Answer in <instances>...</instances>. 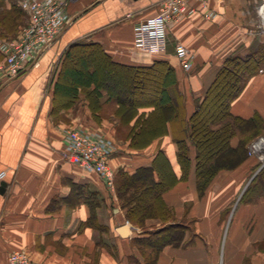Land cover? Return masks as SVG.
Listing matches in <instances>:
<instances>
[{
    "label": "crops",
    "instance_id": "crops-1",
    "mask_svg": "<svg viewBox=\"0 0 264 264\" xmlns=\"http://www.w3.org/2000/svg\"><path fill=\"white\" fill-rule=\"evenodd\" d=\"M160 2L74 0L70 23L18 77L0 87V174L5 173L0 187L7 185L0 194V264H8L15 252L27 254L36 264H144L134 241L147 238L162 222L148 220L145 231L129 222L117 194V177L152 166L162 152L180 180L177 141L191 147L192 164L187 178L163 200L184 231L161 250L156 264H264V186L256 182L260 163L248 155L238 168L219 172L201 194L190 143V118L227 59L246 57L264 44L257 12L260 0L212 1L207 12L169 26L164 53L138 51L134 27L157 15ZM27 19L18 0H0L1 39H17ZM178 43L193 57L190 71L175 57ZM77 45L100 47L116 76H132L125 82L132 83L139 72L157 63L164 65L162 84L172 115L164 122L167 132L150 137L142 147L128 145L117 152L110 161L113 190L97 174L68 161L63 130L82 127L120 140L124 129H134L143 123L142 117L150 119L161 98L150 103L153 97L137 96L140 102L124 103L117 96L121 91L106 85L99 93L93 85L78 88L74 96L62 95L57 84H71L67 69H83L79 50H74L72 60L65 59ZM76 63L81 69L74 68ZM128 110L133 114L124 120ZM231 113L264 119V69L232 103ZM81 205L87 206L86 220L81 218ZM170 225L174 223L165 227Z\"/></svg>",
    "mask_w": 264,
    "mask_h": 264
},
{
    "label": "trees",
    "instance_id": "trees-1",
    "mask_svg": "<svg viewBox=\"0 0 264 264\" xmlns=\"http://www.w3.org/2000/svg\"><path fill=\"white\" fill-rule=\"evenodd\" d=\"M90 48H94V50L92 51ZM75 49L79 50L80 55L84 54L82 56L84 58L83 69L80 71L67 69V78L71 84L67 86L57 84V91L64 96H74L77 94L78 88H91L95 85V92L99 93L104 84L101 83L99 71L94 67L93 70L89 69L87 58L91 57L92 53H96L103 61L105 69L112 70L113 65L104 58L106 55L100 50V47L92 45H77L67 52L66 60H70L73 55L75 58L77 55ZM162 66H164L163 63H157L153 67L139 72L136 79L133 78V82H136L137 78L146 81L149 80L150 76L160 72V91H164L159 97L161 101L156 102L150 119L147 120L142 117L139 121L142 120L143 123H136V127L130 129V134H133L135 141L134 147L144 146L150 137L153 136L154 138L166 133L168 123L164 122L167 118H172L168 110L170 101L167 99V92L164 90L166 86L162 84V77L164 76ZM262 69H264V44L259 45L246 57L233 56L228 58L209 88L205 99L190 118V143L195 151L197 185L201 194L205 193L219 172L238 168L248 157L249 145L264 132V119L260 116L255 115L250 119H243L231 113L232 103L242 94L251 78ZM125 74L130 76L129 73ZM231 79L234 80V84L228 87L230 92L224 100L223 113L219 115L216 121L208 120L205 117L209 112L207 109L212 107V99L223 93L225 81ZM129 82L131 83L130 79ZM137 96L146 97L148 95L143 93ZM137 96L135 99H129L130 103L140 102L137 100ZM150 101V103L155 102L154 98H151ZM213 105H215L214 102ZM132 112L128 110L122 115L124 120L131 117ZM206 137H211L212 140L216 141V144H221L220 151L214 157L208 154V147L206 149V146L211 140H206ZM177 144L179 148L178 161L182 168L180 180L162 152L158 154L152 166L139 168L133 174L121 172L117 177V194L122 208L126 211V219L143 231L148 228L147 221L150 219H159L162 222V227L148 233L147 238H137L134 241L144 258V264H156L161 250L166 245L177 242L180 233L184 231L182 225L175 223L177 221L174 213L163 200V195L167 191L187 178L192 164L191 147L186 141H177ZM155 173L158 176L157 180ZM256 182L257 185L262 183L264 186V168L257 176ZM258 187L260 188V186ZM168 223H174V225L165 227V224Z\"/></svg>",
    "mask_w": 264,
    "mask_h": 264
},
{
    "label": "built area",
    "instance_id": "built-area-1",
    "mask_svg": "<svg viewBox=\"0 0 264 264\" xmlns=\"http://www.w3.org/2000/svg\"><path fill=\"white\" fill-rule=\"evenodd\" d=\"M74 0H18L27 14L29 22L17 39L0 38V87L12 78L18 77L36 55L52 42L70 23L69 6ZM212 1L224 0H161L157 15L140 22L134 27V47L149 54H162L167 49L169 26L183 19L192 18L208 11ZM260 26L264 35V4L258 8ZM208 15L213 16L211 13ZM175 57L185 71L192 69L193 57L182 43L175 47ZM63 141L68 161L77 168L100 176L106 186L114 189V176L110 161L117 148L110 138L82 127L63 130ZM248 155L255 157L264 168V136L255 140L248 148ZM5 173L0 174L3 181ZM8 264H36L23 252L12 253Z\"/></svg>",
    "mask_w": 264,
    "mask_h": 264
},
{
    "label": "rangeland",
    "instance_id": "rangeland-1",
    "mask_svg": "<svg viewBox=\"0 0 264 264\" xmlns=\"http://www.w3.org/2000/svg\"><path fill=\"white\" fill-rule=\"evenodd\" d=\"M262 4H264V0H260L259 6ZM259 6H258V8H259ZM257 12H258V10H257ZM258 17H259V14H258ZM27 25H28V19L26 21V26ZM81 56H84V54L80 55V57ZM87 61L89 63V69H93V67H94L99 71L100 77H101V82L106 86L112 87L113 88L112 91H115L116 93L121 91L122 94L120 93L121 95L119 94L117 96L121 100H124L127 103H130L129 99H135V97L137 95L143 94V93H145L146 95L148 94L149 97H153L155 99H158V97H160V85H159L160 79H161L160 74H159L160 72H158L154 76H150V78H149L150 81L149 80L143 81L141 78H137L136 82L132 81V83H130V82H125L124 79L126 77L132 79L131 75L129 76L127 74L121 73L119 75L117 74L118 76H116V72L114 70L105 69L104 63L100 59L98 54L92 53L91 57L87 58ZM75 67L81 69L77 63L74 66V68ZM233 84H234V80H232V79L225 81V83L223 85V93L218 95L215 99H212V105L211 106L213 108L209 107L207 109V112L208 111L209 112L205 118H207L210 121H214V120L216 121L218 119L219 115L223 113V103H224L226 96L230 92V89L228 87H230ZM226 89H228V90L226 91ZM138 97H140V96H138ZM213 102L215 105H213ZM122 133H123L122 138H120V140L118 138L113 139V142H115V145L117 148V151L113 155V157L117 154V152H120L121 149L124 148L125 146L131 145L134 147L135 141H134V138L132 136L133 134H130V131L128 132V129H124L122 131ZM261 136H264V132L261 133ZM261 136H259V137H261ZM259 137H257L255 140H257ZM117 140L122 141V142H118ZM206 140H211V142L208 143V146H206V149L208 147L207 150L209 152L208 153L209 156L214 157L220 151V145L221 144L220 143L216 144L215 143L216 141L212 140L211 137H206ZM113 157H112V159H113ZM160 222H157L156 224H154V226H155L154 228L158 227L157 224Z\"/></svg>",
    "mask_w": 264,
    "mask_h": 264
},
{
    "label": "clouds",
    "instance_id": "clouds-1",
    "mask_svg": "<svg viewBox=\"0 0 264 264\" xmlns=\"http://www.w3.org/2000/svg\"><path fill=\"white\" fill-rule=\"evenodd\" d=\"M64 195H67V193H64ZM81 218L86 220L87 219V215H86V205H81Z\"/></svg>",
    "mask_w": 264,
    "mask_h": 264
},
{
    "label": "water",
    "instance_id": "water-1",
    "mask_svg": "<svg viewBox=\"0 0 264 264\" xmlns=\"http://www.w3.org/2000/svg\"><path fill=\"white\" fill-rule=\"evenodd\" d=\"M7 185L3 183L0 187V194H5Z\"/></svg>",
    "mask_w": 264,
    "mask_h": 264
}]
</instances>
